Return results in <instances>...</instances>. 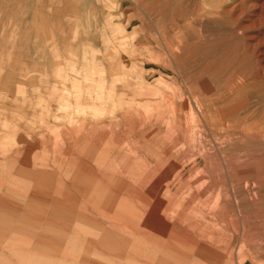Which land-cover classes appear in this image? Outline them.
<instances>
[{
    "label": "rangeland",
    "instance_id": "374dc122",
    "mask_svg": "<svg viewBox=\"0 0 264 264\" xmlns=\"http://www.w3.org/2000/svg\"><path fill=\"white\" fill-rule=\"evenodd\" d=\"M78 29L86 33L84 38L93 37L99 52L79 45ZM109 38L119 45L108 47ZM128 62L142 75L135 97L128 99L145 112L143 126L115 135L112 155L127 156L134 150L132 141L149 130V120L152 128L166 120L170 127L181 112L190 117V130L201 152L217 158L216 166L222 168L219 152L227 135L229 155L246 151L255 165L238 176L243 183H229L232 246L217 249L200 263L264 264V0H0V241L9 235V225L19 236L24 216L50 214L63 229L71 225L83 236L87 252L80 251L78 264H145L119 253H125L122 244L127 240L109 231L105 217L100 218L103 207L90 196L96 179L84 181L70 166L77 155L76 163L90 164L85 171L99 172L109 169L115 159L104 156L102 147L111 136L108 128L122 122L123 111L131 113L128 101L118 102L113 89L117 70L125 64L129 67ZM159 63L165 71L152 73L150 66ZM151 76L163 84L162 92L141 99L139 94ZM104 131L107 134L100 136ZM54 133L57 140L74 146L71 162L61 171L66 145L54 150L48 139ZM181 134L177 146L183 144ZM145 144L138 143L142 150ZM30 146H36L34 156L44 158H33ZM24 148L28 150L23 154ZM150 151L145 147V152ZM149 157L146 163L151 162ZM141 158L137 153L136 165H142ZM160 170H153L150 177ZM123 175L130 180L128 172ZM150 177L138 193L144 190L151 195L145 189ZM34 181H56L57 192L68 197L57 193L48 198L43 194L47 190L41 194L33 187L26 190ZM88 193L90 200L85 198ZM69 194L73 199H68ZM185 214L193 217L192 235L208 230L212 215L203 192L182 207L180 219L186 223ZM242 229L248 235L245 238ZM248 237L254 239V249L245 246ZM58 239L66 243L68 236L62 231ZM179 263L187 264L183 258Z\"/></svg>",
    "mask_w": 264,
    "mask_h": 264
},
{
    "label": "bare ground",
    "instance_id": "6f19581e",
    "mask_svg": "<svg viewBox=\"0 0 264 264\" xmlns=\"http://www.w3.org/2000/svg\"><path fill=\"white\" fill-rule=\"evenodd\" d=\"M130 68L128 64H125L117 70L120 73V82L114 85L113 89L117 95L118 102L128 101L129 105L126 104V106L131 110V113L123 111L121 113L122 122L115 129L108 128L110 130L109 136H111L106 139V144L102 147L104 156L112 155V142L116 139L112 140L115 135H119L122 130L126 135L128 132L131 133L137 126H143L142 118L145 112L137 109V106H139L137 103L133 105L130 102L132 98H126L127 96L132 97L136 93L142 78L140 73H133V69ZM150 69L152 73L156 70H164L163 65L160 63L156 67L150 66ZM132 75L134 77L133 80L128 82L129 79L127 80L126 77ZM159 75V78H163L161 74ZM151 77L152 79L146 83V87L139 94V98H154L159 95V92H162L161 87L163 84L154 79L153 76ZM124 95L125 97H122ZM113 103L115 105L116 102L113 101ZM150 117L152 118L153 116ZM151 120L149 121L152 123ZM150 122H148L149 130L140 132V137L138 138L137 136V140L133 139L134 150L127 152V156L126 154H120L122 152H118L116 156L112 155L113 157H110L115 159L111 160L109 164L106 161L110 166L109 169L100 170V173L85 171V168H88L90 164L83 162V160L76 163L77 155L74 156L75 162L70 164V166L77 169V172L75 170L73 172L83 177L84 181L92 178L96 179L95 185H92L93 188L91 189L93 192H91L90 196H94L96 203L102 205L103 209L100 210V218L102 216L105 217L106 224L111 228L109 231L115 230L118 237L127 240V242L121 243L123 248L126 249L125 253L120 250L119 253L121 255L125 256L127 254L134 260L145 264H180L179 261L182 258L185 259L187 264H201V258L213 256V252L217 249L226 250L232 246L230 244L232 236L228 231L231 222V215L228 209L230 201L229 183L241 180L242 178L239 179L238 176H242L249 169H252L255 164L253 161H249V154L246 151L237 155H229L230 151L227 148L228 139L226 135L225 145L222 146L219 152L223 167L218 168L216 166L217 158L211 157L212 155L209 152H201V146L197 144L190 130V117L188 119L184 113L180 112L176 119L174 117V124H172L174 126L169 127L171 122L166 120L159 128H152ZM169 130L171 136H169ZM162 131H164L163 138L151 137L152 135L159 136ZM225 131L227 133V130ZM148 132L152 135H149ZM104 133L107 134L104 131L100 136H104ZM179 133H182L183 144L177 146L176 142L180 138L178 137ZM48 136L52 140L54 150L66 145V151L64 152L66 154L59 165V168L62 169L64 166L69 165V161L73 157V140L71 139L72 143L68 144L65 140H63L65 143L58 142L56 139L57 134L55 133ZM141 139L144 141H141ZM142 142H146L143 146L144 150H142V146L138 145V143L141 144ZM145 147L151 151L145 152ZM137 153L142 155L140 159L142 165H136V161L133 160L136 158ZM147 155L150 156L151 162L149 163H146ZM130 161H132V164L134 162V166H130ZM120 165H122V168L119 167ZM155 169L161 170L156 177L151 178L150 175ZM127 172L130 180L125 181L126 178L123 174ZM218 175H221V177L218 178ZM197 176L200 177L196 179ZM149 177L151 184L145 189L151 192V195H145L144 190L138 193L140 186H143L144 182L149 180ZM243 182L241 180L238 183ZM200 192H203L206 209L209 210L212 217L207 224L208 226L205 225L208 230L195 231L194 235H192L194 227L190 223H192L193 217L190 214H185V223V221L180 219V216L182 215V207L189 204V202H194ZM57 193L60 198L65 199L68 197L64 193L60 194L57 191L56 196L58 195ZM88 196L89 193L85 198L90 200L92 197L89 198L90 196ZM69 197V200L73 199V195L69 194ZM83 200L85 201V199ZM234 227L236 229L239 228L236 225ZM241 233L242 238L248 236L243 229ZM82 238L78 231L72 235V238L70 237L74 250L79 249L83 245ZM245 243V246L254 249V239L248 237ZM192 255H194L193 258H191ZM244 262L241 261L240 264H244ZM224 264H227V262Z\"/></svg>",
    "mask_w": 264,
    "mask_h": 264
},
{
    "label": "crops",
    "instance_id": "0c3cea01",
    "mask_svg": "<svg viewBox=\"0 0 264 264\" xmlns=\"http://www.w3.org/2000/svg\"><path fill=\"white\" fill-rule=\"evenodd\" d=\"M78 14L80 15V13ZM96 15L98 17V20L100 21L99 13L96 12ZM86 21H89L88 16L86 18ZM98 26H99L98 23L93 26L92 28L93 32L95 31L97 32ZM89 27L90 25L88 23L86 28H89ZM78 32H79L78 40L80 41L82 40V42L79 43L80 46L83 45L86 47H91L93 49H96V51L99 52V49L96 46H94L91 42L92 41L91 39L93 37L84 38L86 33L84 35V33L81 32L82 33L81 34L80 29H78ZM102 34L100 33V46L104 47L106 46V43H105L104 38L101 37ZM107 45L108 47L110 46L115 47L119 44H116L115 42H111L109 38V43ZM142 45L143 44L141 42L139 46H142ZM128 63L132 67L133 73L134 71H137L138 68L136 65L130 62ZM116 77H117L116 79L117 81L115 85L118 82H120L119 81L120 73H118ZM103 78H104L103 84L105 85L106 83L105 76ZM133 78H134L133 75L126 77L127 80L129 79L128 82H131ZM107 79L108 81L111 80V78H107ZM136 93H134L132 97H135ZM132 97L127 96L126 98H132ZM48 139H49V142H51V146H52V140L50 138ZM58 142H65V141L58 140ZM35 148L36 146H30V149H31L30 154H32V157L36 159L37 157H43L40 155L34 156L33 153H31L32 151H34ZM25 149L26 148L23 149V154L26 152ZM22 169H23L24 174H28L30 176L31 173L25 170V168H22ZM60 171H61V168H60ZM55 185H56V181L54 183H50V182L48 183L38 182L37 183L34 181L33 184L27 185L26 190H29L31 187H33V188H36L40 192V194L42 193V190H47L48 194H45V193L43 194L48 198H53L56 196V191L60 190V189H57V185L56 186ZM37 216L36 217L29 216V215L24 216L23 222L19 224V227H20L19 236L14 235V233L12 232V226L10 225L7 226L6 230H9L7 231L9 235L3 236V240L0 241V264H74V263L78 264L76 259L77 257H80V251L87 252V250L86 251L83 250V246L79 247V249L77 250L76 249L74 250V247H72V242H71L70 237L72 238V235L76 233L78 229L73 230L71 225L68 227L64 226V229H63L62 225L56 223L54 220H51L50 214L47 217H46V214H43V213L40 215L38 214ZM62 231L65 232V237L68 236V241L66 243H62V241L58 239V235L59 234L61 235Z\"/></svg>",
    "mask_w": 264,
    "mask_h": 264
}]
</instances>
